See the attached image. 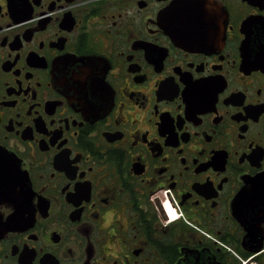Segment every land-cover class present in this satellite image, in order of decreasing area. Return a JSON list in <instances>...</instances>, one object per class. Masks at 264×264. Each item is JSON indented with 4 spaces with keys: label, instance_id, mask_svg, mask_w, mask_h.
I'll list each match as a JSON object with an SVG mask.
<instances>
[{
    "label": "flooded vegetation",
    "instance_id": "1",
    "mask_svg": "<svg viewBox=\"0 0 264 264\" xmlns=\"http://www.w3.org/2000/svg\"><path fill=\"white\" fill-rule=\"evenodd\" d=\"M0 264H264V0H0Z\"/></svg>",
    "mask_w": 264,
    "mask_h": 264
}]
</instances>
